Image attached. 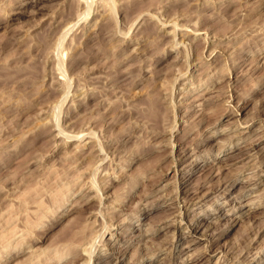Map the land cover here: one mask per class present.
<instances>
[{"label": "rangeland", "instance_id": "374dc122", "mask_svg": "<svg viewBox=\"0 0 264 264\" xmlns=\"http://www.w3.org/2000/svg\"><path fill=\"white\" fill-rule=\"evenodd\" d=\"M87 262L264 264V0H0V264Z\"/></svg>", "mask_w": 264, "mask_h": 264}, {"label": "bare ground", "instance_id": "6f19581e", "mask_svg": "<svg viewBox=\"0 0 264 264\" xmlns=\"http://www.w3.org/2000/svg\"><path fill=\"white\" fill-rule=\"evenodd\" d=\"M16 11V10H15ZM103 158V157H102ZM104 161V160H103ZM96 163V162H95ZM192 163H193V161H192ZM186 174V173H185ZM93 183H96V182H93ZM96 185V184H95ZM96 188V187H95ZM97 190H99V189H97ZM98 193H99V191H98ZM102 193V192H101ZM104 195V194H103ZM102 198H103V196H101ZM64 199H66L65 197H64ZM260 200V199H259ZM64 201V200H63ZM59 206H60V203H59ZM101 234V233H100ZM103 234V233H102ZM84 236V235H83ZM104 236V235H103ZM85 237V236H84ZM96 237V236H95ZM80 238V237H79ZM81 239V238H80ZM83 239V238H82ZM93 239V238H92ZM95 239V238H94ZM93 239V240H94ZM104 239V238H103ZM87 241V240H86ZM85 241V242H86ZM96 242V241H95ZM87 246V245H86ZM82 247V246H81ZM89 249H91V250H89V251H92V249L93 248H89ZM88 250V249H87ZM76 251V250H75ZM89 251H88V253H89ZM78 252V251H77ZM90 253H92V252H90ZM70 254V253H69ZM66 256H67V254H65ZM75 255V254H74ZM73 256V255H72ZM91 255H89V257H90ZM92 256H93V254H92ZM91 258V257H90ZM88 260V259H87ZM89 261V260H88ZM91 261V260H90ZM88 263V262H87ZM88 264H91V262H89ZM110 264V263H109Z\"/></svg>", "mask_w": 264, "mask_h": 264}]
</instances>
